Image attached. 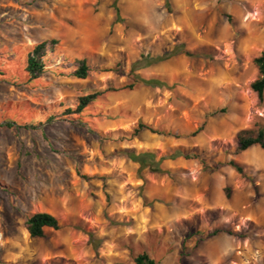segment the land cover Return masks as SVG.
I'll list each match as a JSON object with an SVG mask.
<instances>
[{
	"label": "rangeland",
	"instance_id": "374dc122",
	"mask_svg": "<svg viewBox=\"0 0 264 264\" xmlns=\"http://www.w3.org/2000/svg\"><path fill=\"white\" fill-rule=\"evenodd\" d=\"M113 2L0 0V264H135L142 252L264 264V149L237 151L240 130L264 127L251 87L264 0H118L119 21ZM49 40L47 70L29 80L27 51ZM142 56L161 59L131 72ZM80 59L84 80L71 74ZM138 122L179 136H134ZM125 150L153 153L163 171ZM35 212L60 228L30 237Z\"/></svg>",
	"mask_w": 264,
	"mask_h": 264
},
{
	"label": "trees",
	"instance_id": "16d2710c",
	"mask_svg": "<svg viewBox=\"0 0 264 264\" xmlns=\"http://www.w3.org/2000/svg\"><path fill=\"white\" fill-rule=\"evenodd\" d=\"M117 1L114 0L113 8L116 13V21L120 20L119 9L117 7ZM56 40L42 41L40 43L35 44L30 50L27 51V55L24 62L23 71L26 73V76L29 80H35L40 78L45 71L47 70V55L48 49L52 48ZM175 53H182L184 55H190V53L183 48L179 49ZM161 58H155L152 60H147L145 57H141L139 61L133 63L131 72L138 66H142L141 62L146 61L148 64L152 61L158 60ZM255 65L258 68V78L252 83V90L255 92L258 102H262L264 99V50L261 54L255 58ZM61 72V71H60ZM89 72V65L87 64L86 59H80L75 62L74 69L72 71V75L80 80H84L87 78ZM136 82L143 83L150 86L161 85L162 82L157 79H143L139 75L135 76ZM134 84H129L124 86V88L132 89ZM95 98L94 94H89L85 96L79 97V103L76 108V112L80 113L85 106H87L93 99ZM66 111H70V109H66ZM7 126H11L10 122L6 123ZM202 130V126L197 128L195 131L189 134V136H195ZM149 131L152 133L163 134L168 136L178 137L179 135H174L173 133H165L163 131L152 128L150 125H147L143 122H138L136 128L133 131V135L136 136L141 132ZM259 147L264 149V127L261 125H257L250 129L240 130L237 134V151L242 152L251 147ZM125 155L133 162L138 163L139 169H143L145 167H149L151 171L160 172L163 169L160 167L162 158L159 160L155 159V155L151 152H140L135 153L133 150H125ZM186 159H197L202 163L203 161L200 159V156L196 153L192 154H183ZM226 165L230 166L237 173H242V167L237 164L235 161L230 160L226 163ZM207 168V167H205ZM226 192L229 190L226 188ZM24 227L30 237H38L43 238L45 236L44 229L52 228L59 229L60 224L58 219L51 213L48 212H35L26 217L24 222ZM221 232L219 229L214 230L209 234V236L217 235ZM135 264H159L153 257H151L147 252H142L135 256L134 258Z\"/></svg>",
	"mask_w": 264,
	"mask_h": 264
}]
</instances>
